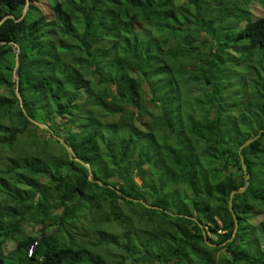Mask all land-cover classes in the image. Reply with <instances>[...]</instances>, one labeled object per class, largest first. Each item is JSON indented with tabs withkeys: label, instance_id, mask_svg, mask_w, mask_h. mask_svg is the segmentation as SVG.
<instances>
[{
	"label": "trees",
	"instance_id": "16d2710c",
	"mask_svg": "<svg viewBox=\"0 0 264 264\" xmlns=\"http://www.w3.org/2000/svg\"><path fill=\"white\" fill-rule=\"evenodd\" d=\"M254 3L0 0V264H264Z\"/></svg>",
	"mask_w": 264,
	"mask_h": 264
},
{
	"label": "water",
	"instance_id": "95a60500",
	"mask_svg": "<svg viewBox=\"0 0 264 264\" xmlns=\"http://www.w3.org/2000/svg\"><path fill=\"white\" fill-rule=\"evenodd\" d=\"M16 52H17V49L15 50V54H14V57H15V58H14V61H15V62H14V68L16 67V64H17V63H16ZM14 80H15V90H14V91H15V94L17 95V85H18V81H17V77H16V76H14ZM19 107L22 108L21 105H19ZM31 122H32L34 125H36L38 128H45V125H44V124H40V123L34 122V121H32V120H31ZM262 131L264 132V128L261 129V130H258V131L255 133V135H253V136H251V137L245 139V140L242 142V144H240V145L238 146V148H237V155H238V158H239L240 168H241V170H242L243 173H245V164H244V160H243V158H242V155L240 154V150H241L244 146H246L247 144H249L250 142H252V141H254L255 139H257ZM55 138L58 140V142H60V143L62 144V140H61L60 138H58V137H55ZM67 150L69 151L68 148H67ZM69 154L71 155V152H70V151H69ZM76 160H77V159H76ZM83 165H84L85 167H88V165H87L86 163H84ZM247 178H248V175L245 174V175H244L245 184H244L243 187L237 188V189H235V190H231V191L229 192V194H228V201H227V205H228V209H229V211H232V209H231V198H232L233 194H235V193H236V194H239V193H241V192H243V191L245 190L246 183H247V182H246ZM97 184H98V185H101V183L98 182V181H97ZM133 201H135V200H133ZM139 203L142 204V205H144V207H146V208H154V207H151V206H149V205H145V204L143 203V201H141V200H139ZM167 213H168V212H167ZM232 223H233V228H232L231 237L228 238L227 240H225L224 242H222L221 244H211V243H208L207 240H206L207 235H206L205 231L201 228V225L198 224V226H199L200 229H201V236H202V240H203V242H204L207 246H209V247L223 246L226 242H228V241H230V240L232 239V237L234 236L235 230H236V219H235L233 213H232Z\"/></svg>",
	"mask_w": 264,
	"mask_h": 264
},
{
	"label": "rangeland",
	"instance_id": "374dc122",
	"mask_svg": "<svg viewBox=\"0 0 264 264\" xmlns=\"http://www.w3.org/2000/svg\"><path fill=\"white\" fill-rule=\"evenodd\" d=\"M260 3V2H259ZM254 7V9H255V13H256V15L259 17V16H264V11L263 10H261L258 6H257V4H251L250 5V7ZM252 7V8H253ZM48 14V13H47ZM138 182V181H137ZM145 205H148V204H146V203H144ZM144 214H142L141 215V218H143L142 216H143ZM146 219V218H145ZM110 226H113V225H110ZM90 248H92V250L93 251H97L98 249H99V245L98 244H96V245H94V246H92V247H90ZM112 253H114V254H116V255H119V252H117V251H115V250H112ZM164 264H173V263H164Z\"/></svg>",
	"mask_w": 264,
	"mask_h": 264
},
{
	"label": "clouds",
	"instance_id": "9594fccd",
	"mask_svg": "<svg viewBox=\"0 0 264 264\" xmlns=\"http://www.w3.org/2000/svg\"><path fill=\"white\" fill-rule=\"evenodd\" d=\"M207 235V234H206Z\"/></svg>",
	"mask_w": 264,
	"mask_h": 264
}]
</instances>
